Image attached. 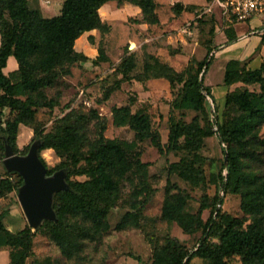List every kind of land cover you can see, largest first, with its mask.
<instances>
[{"label":"trees","instance_id":"obj_1","mask_svg":"<svg viewBox=\"0 0 264 264\" xmlns=\"http://www.w3.org/2000/svg\"><path fill=\"white\" fill-rule=\"evenodd\" d=\"M111 1L118 6L128 3L139 7L142 17L135 21L136 24L153 26L159 23L155 13L157 5L152 0H63L59 14L50 18L30 9L27 0H0V158H3L6 146L17 154L19 127L33 125L35 111L31 96L47 85L44 75L63 69L68 76L73 65L87 61L84 55L74 50L75 41L92 30L101 35L109 32L110 26L101 21L98 11ZM172 9L176 13L182 7L175 4ZM203 18L204 15L194 22ZM192 22H189V29ZM213 32L211 27L210 34ZM88 39L93 43L92 37ZM210 42H204L206 54L202 61L194 62L195 74H189L185 79L183 74L189 65L178 72L150 54L145 57L141 74L129 77L135 60L133 54L125 50L112 70L113 75L118 77L117 87L124 82L135 80L142 83L153 79L166 80L171 89L174 84H181L178 97L169 104L165 144L153 128L150 116L140 109L131 112L130 104L114 107L111 114L114 123L127 126L133 132L131 142L100 137L94 150L83 155L80 150L85 140L76 130L72 114L62 118L55 131L35 134L34 140L40 143L38 158L45 170L40 157L45 150H53L59 157L68 159L72 167L68 168L65 162H61L45 173L46 178H51L56 172L67 169L64 175L66 189L52 195L55 220L44 221L49 236L63 254L70 256L78 252L83 238L109 229L106 216L119 200V181L127 174H144L147 170L148 164L139 160L141 152L136 149L138 144L149 141L159 155L183 152L198 157L204 139L215 136L223 159L227 158V172L225 177L220 176L221 190L215 194L210 206L202 204L196 215L185 214L183 207L188 196L179 195L174 200L167 194L161 210V219L176 223L183 234L193 235L201 231L198 242L189 252L167 237L161 246L153 250L151 264H190L193 259L200 260L202 264H264V174L249 168L251 164L264 165V139L258 136V129L264 125L262 69L249 70L246 62L233 60L227 63L225 85L241 86L227 93L223 111L220 115L215 111L214 119L207 106L211 116L208 128L207 125L200 126L196 118L189 123L172 118L174 110H197L204 103L207 105L206 96L210 98V94L203 85L204 75L200 74L203 67L210 63ZM9 57L15 59L17 67L5 75L3 69ZM107 61L104 49L99 45L93 64ZM252 85L258 88L249 89L248 86ZM132 157L135 160L130 162ZM81 161L84 167L78 166ZM169 172L192 186L204 182L203 172L195 168L192 159L182 158L171 163ZM72 176H85L87 179L73 181L70 179ZM229 194L239 197L243 219L233 218L222 211L223 197ZM204 210H209L205 221L201 218ZM7 215L6 210L0 213V247L10 249L9 264H25L26 251L31 242L30 229L24 228L16 235L11 233L3 222ZM127 223L137 226L136 212H127L115 229L121 230ZM33 264L50 263L43 260Z\"/></svg>","mask_w":264,"mask_h":264},{"label":"rangeland","instance_id":"obj_2","mask_svg":"<svg viewBox=\"0 0 264 264\" xmlns=\"http://www.w3.org/2000/svg\"><path fill=\"white\" fill-rule=\"evenodd\" d=\"M27 1L30 9L39 11L43 17L47 18L56 16L63 2V0ZM198 1L202 0H157L159 3L157 11L162 24L145 33L132 27L135 23L133 18L126 19V15L133 16L130 14L134 11L129 9L132 6L123 4L121 8H117L113 4L111 8L103 9L100 12L102 18H109V15L113 14V28L108 39V54L114 62L111 64L116 66L125 50L133 54L135 60V67L129 72V77L141 74L143 62L149 54L178 72L184 71L189 65L183 74L184 79L189 74H195L194 62L198 61L203 54L204 42L211 37L210 29L214 26L206 19L216 13L221 17L220 10L215 7L211 13L204 16L203 20L192 23L189 34L184 33L183 30L187 28L191 14L198 15L200 9L206 4L205 0L201 8L193 3ZM175 3L184 4L186 12L180 16H174L171 8ZM5 16L9 18L7 14ZM261 16L264 17V13ZM246 24L247 22H228L225 26L228 29L246 28ZM98 38L99 36L96 35L95 41ZM75 48L80 49V46L76 43ZM91 53L93 55V51ZM214 61L215 57L211 64ZM15 65V59L9 57L3 73L7 75L14 71ZM217 71L214 67L208 78L210 76V80L218 81L220 78ZM112 72L111 66L95 70L91 66L83 68L73 65L68 76H65L63 69L44 75L47 85L31 96L32 108L35 111L34 123L29 128L19 127L16 140L18 153L13 155L27 157L31 146L39 142L34 140L35 134L55 131L61 119L67 114L74 115L75 118L72 121L85 140L80 150L83 155L94 150L100 137L118 142H131L133 132L127 126L114 123L111 114L114 107L127 104H130L131 112L140 109L150 116L153 128L160 134L162 144H165L169 128V104L178 97L181 84L176 83L171 89L166 80L153 79L142 83L135 80L129 83L124 82L117 87L118 77ZM204 74L205 66L200 76ZM257 88V85L250 86V89ZM207 106L209 101L207 105L204 103L197 110H174L172 118L174 121L186 123L196 118L200 126L207 125L208 128L211 116ZM258 136L264 139V125L258 129ZM136 149L141 152L139 160L148 164L146 172L127 174L119 181V200L106 216L109 229L83 238L79 243L78 252L70 256L63 254L51 239L45 220L41 221L36 228L28 225L18 200L24 181L18 172L7 171L4 166L3 152V158H0V182H3L0 186V213L4 210L8 211L3 222L11 233L16 235L24 228L30 229L31 242L26 251L25 264L43 260L49 261L50 264H151L153 250L161 246L167 237L184 246L189 252L193 250L201 231L193 235H185L176 223L162 220L163 202L167 194L174 200L178 199L179 195H186L189 199L183 207V213L193 215L198 213L202 204L210 206L215 194L221 190L220 176L225 177L220 143L215 136L204 139L198 157L183 152H165L159 155L149 141L138 144ZM40 157L46 170L56 168L61 162H65L68 168H72L68 159L59 157L53 150L42 151ZM182 158L192 159L195 168L203 172L204 182L199 186H192L181 180L175 173L169 172L170 164L179 162ZM133 160L135 157H132L130 162ZM78 166L84 167V162L81 161ZM249 168L264 174L263 164H251ZM65 170L61 171L64 175ZM70 179L85 181L87 178L72 176ZM220 194L222 196V193ZM239 202L238 196L229 194L223 197L222 211L233 218L243 219ZM127 212H136L137 226L127 223L123 229L116 230L115 227ZM208 214L209 210L201 212L203 221L207 219ZM190 264H202V262L193 259Z\"/></svg>","mask_w":264,"mask_h":264},{"label":"crops","instance_id":"obj_3","mask_svg":"<svg viewBox=\"0 0 264 264\" xmlns=\"http://www.w3.org/2000/svg\"><path fill=\"white\" fill-rule=\"evenodd\" d=\"M152 1L157 5L155 9V13L157 15L159 23L153 26H149L145 23H140V24L134 23L132 27H134L135 30H139L141 33L148 32L149 29L153 30V27H158L159 25L162 24L160 22L159 13L157 11L159 3L157 2V0H152ZM193 3L198 6H201L202 8L205 4V0L198 1L197 3L196 2ZM113 4H115L117 8H121L123 6V5L118 6L115 1H111L104 4L98 11L101 21L110 26V30L108 33L101 35L97 30H92L90 32L84 33L75 41L74 50L77 53H80L87 58L86 62H81L77 64L78 66H81L83 68L91 66V68L95 70L102 69L104 66L107 67L111 66L112 70L114 69L115 65L111 64V62L113 61L111 60L108 54V39L111 35L113 28V24H112L113 14L111 16L109 15V18H102V16L100 15V12L103 9L111 8ZM124 4H128V3H124ZM175 4H180L182 9L180 12L175 13L174 10L171 8L174 16L177 17L186 12L184 4L181 3H175ZM175 4H172V7ZM128 5L129 7L132 6L129 9L130 11H134V12H132L133 14H130L133 16L126 15V19L128 20L133 18L132 20L139 21L142 17L140 8L131 4ZM191 15L192 17L190 18V22L192 21L194 22V20H196L198 15L196 16L194 14ZM206 20H209L211 24L214 25L213 26L214 32L209 38V40L211 41L208 45L211 48V52H210L211 54L208 55V60L210 59V63L208 66L205 67L203 85L209 91L210 101L213 105L214 111H216L217 115H220L224 108L225 98L227 93L241 86V84H235L228 87L224 83L225 68L229 61L234 60L239 62H246V68L252 71L262 69V75L264 77V42L262 41L264 38V32H262L264 31V17H262L261 15L253 17V19L247 22L246 28L237 27L230 29L226 28L225 26L226 24H228V21L224 20L217 13L210 16ZM195 22L198 23V21ZM96 35L99 36L97 41H95ZM89 37L93 38V43L89 41L88 39ZM76 43L80 46V49L76 50L75 48ZM99 45L103 47L105 55L108 58V61L104 63H100L99 65H94L93 61L97 57V49ZM91 51H93V55ZM203 51L204 52L203 54L200 55L198 61H202V59L205 57L206 54L205 47H203ZM214 57H215V61L211 64ZM15 67H17V65H15ZM214 67L217 68L218 70L217 73H219V78H220L218 81L215 82L209 79L210 76L208 78V75H210ZM248 88L250 89V86H248ZM9 253H10V249L8 247H0V264H9Z\"/></svg>","mask_w":264,"mask_h":264},{"label":"water","instance_id":"obj_4","mask_svg":"<svg viewBox=\"0 0 264 264\" xmlns=\"http://www.w3.org/2000/svg\"><path fill=\"white\" fill-rule=\"evenodd\" d=\"M206 67V66H205ZM40 143L36 142L30 148L27 157L14 156L9 146L4 150V166L7 171L20 174L24 185L19 192V204L28 225L36 228L41 221L55 220L52 210V195L59 190H65L64 174L56 172L51 178L45 177V167L38 158ZM227 158H224V175H226Z\"/></svg>","mask_w":264,"mask_h":264},{"label":"built area","instance_id":"obj_5","mask_svg":"<svg viewBox=\"0 0 264 264\" xmlns=\"http://www.w3.org/2000/svg\"><path fill=\"white\" fill-rule=\"evenodd\" d=\"M220 10L221 17L228 22H248L254 16H259L264 13V0H206L205 6L200 10L197 18L207 13H211L213 8ZM189 23L187 28L183 30L184 33L189 34ZM209 101V108L212 113V118L216 117L213 105L210 98L206 96ZM216 129V128H214ZM222 147H224L222 145Z\"/></svg>","mask_w":264,"mask_h":264},{"label":"bare ground","instance_id":"obj_6","mask_svg":"<svg viewBox=\"0 0 264 264\" xmlns=\"http://www.w3.org/2000/svg\"><path fill=\"white\" fill-rule=\"evenodd\" d=\"M45 151H48L49 152L50 150H45Z\"/></svg>","mask_w":264,"mask_h":264}]
</instances>
